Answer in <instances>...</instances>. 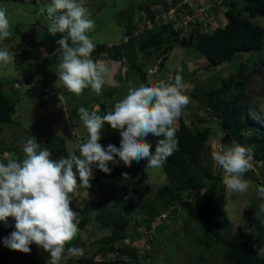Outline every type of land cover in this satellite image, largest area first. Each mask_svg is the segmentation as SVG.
<instances>
[{"label": "rangeland", "instance_id": "obj_1", "mask_svg": "<svg viewBox=\"0 0 264 264\" xmlns=\"http://www.w3.org/2000/svg\"><path fill=\"white\" fill-rule=\"evenodd\" d=\"M235 1L237 2L236 8L239 9L242 6V0ZM170 2L171 0H86L85 6L91 13V19L95 22L94 30L87 35L93 40L95 49H98L99 44L107 45V47L111 44L118 45L125 58V63L115 60L113 63L109 62L110 64L107 66L106 62L108 74L105 77V84L108 88L103 85L100 95L92 92L90 88H86L81 95L77 96L70 93L58 81L56 68L61 53L41 54L44 51L39 46V38L42 37L44 28L48 27L49 21L46 11L41 14L40 8L50 3V0H0V7L7 9L12 30L10 38L0 41V48H8L15 57L7 65L0 62V78L2 80L0 83L3 84L4 89L11 93L13 101L15 98L17 99L15 101V123L1 125L0 145L8 147L9 150L0 155V161L24 159L22 149L25 142L34 137L40 144L50 131L64 139L68 154L79 155V145L86 142L88 133L79 120L77 109L84 106L89 111L95 110L97 114H100L98 103H104L108 109H112L114 104L127 94L130 84H138L141 80L136 66L144 61L146 53L138 50L139 39L136 37L135 40L123 42L126 27L121 23V19L132 14V23L136 26L134 33H139L140 26H146L144 25L146 21H142L148 15L146 10L159 8L158 10L162 11L165 9L163 8L164 4L169 5ZM145 3L149 4L150 9L143 8L146 6ZM218 9L214 14L218 18L217 23L211 20L212 12L201 16L199 21L201 24L198 27L201 33H211L215 28L223 27L227 23V18L224 16L226 8L219 6ZM252 20L264 25V16ZM209 21L211 22L209 23ZM156 25L154 23L152 29L156 30ZM181 33L183 37L188 38L190 30L186 29ZM193 42L196 43V37ZM197 53L192 45L185 46L178 43L165 54V57L163 55L157 58L150 54L149 63L143 67L147 73L145 84H155V80L170 82V73L172 77L180 74L183 77V83L185 81V94L188 95L194 88L193 86L202 85L203 89L216 87L219 83L218 79L228 78L235 72L238 63L254 61V71L246 79L247 90L243 103L246 120L259 127L261 134L264 133V50L258 54H249V52L233 54L234 56L230 60L211 69L208 66L203 67L206 65V61L203 59L197 63L195 60V57L198 56ZM251 56L253 58H250ZM163 58L166 59L162 69L159 62ZM100 64L102 63L100 62ZM119 69L121 78H123V72L126 69L130 70L124 90L118 87L121 84L115 78ZM151 69H153L152 72H150ZM165 71H169V74ZM12 79L18 80L12 84L13 88H16L13 90H11L10 84ZM106 88L112 93L111 95H105ZM41 91L49 92V95L41 96ZM228 94L229 91L226 92V97ZM199 114L203 120L201 125L206 123L216 126L217 120L213 119L214 117L205 109H200ZM181 115L187 123L194 119L187 108ZM177 125L178 119L175 126ZM247 134L251 133L247 132ZM219 137L221 135L210 140V152L203 157L202 164L207 165L213 162L212 166H215L213 153L222 149ZM257 142L256 139L241 145L249 148L252 152L258 144ZM258 145L262 146L263 144L259 143ZM50 159L58 160L52 154ZM146 165L147 162L142 160L139 163L133 161L130 167L123 164V174L127 173L128 176L121 177L120 187L111 190L110 198L104 201L102 198H98L96 193L79 184L77 173L78 185L75 191L70 193L72 198L70 206L74 211L82 212L87 216L88 221L83 228L78 227L76 238L71 241L73 247L84 249L82 256L68 258L71 264H76L75 258H83L93 252L99 245L98 242L110 234L111 229L102 224V206L118 213L121 210L119 207L121 204L127 205L123 212L130 220L129 226H134L130 230V234L137 236L136 240L129 243L137 249L139 255L134 264H212L221 260L223 244L206 248L195 242V238L203 234L201 225L196 222L194 205L191 208L187 205L192 200L175 208L173 206L165 209L161 215L154 218L149 229L146 227V223L143 221L150 218L152 209H160L159 203L153 207L151 201L157 188L166 182L161 167L146 168ZM252 165L251 170L255 173L257 180H247L249 182L247 192L233 194L226 187L224 188L223 209L231 220L229 230L232 232L249 229V214L252 210L260 212V205L264 202V199L260 198L257 193L258 186L264 185V158L254 162L252 160ZM222 182L224 183V179ZM101 201L102 204H100ZM133 204L135 210L128 212ZM176 210L178 212H175ZM8 219L9 225L0 222V252L22 253L21 264H26L29 253L11 250L3 244V238L15 230L11 226L15 223L14 219L11 217ZM134 220H138V223ZM262 222L264 225V216ZM163 224L165 226L161 228ZM186 226L195 232L189 235ZM67 247L66 245V249ZM30 248L38 264H47L49 256L43 253L39 246L33 243ZM127 258L126 255H123L124 260H128Z\"/></svg>", "mask_w": 264, "mask_h": 264}, {"label": "trees", "instance_id": "obj_2", "mask_svg": "<svg viewBox=\"0 0 264 264\" xmlns=\"http://www.w3.org/2000/svg\"><path fill=\"white\" fill-rule=\"evenodd\" d=\"M144 5L146 6H141L145 9H150L148 3ZM222 5L226 7L224 16L227 18V23L223 27L215 28L211 33H201L198 28L201 23L198 21L190 23L187 30H190V35L194 34L190 44L187 43L190 35L188 38L183 37L181 33L183 30H176L173 28V24L162 20L156 22V30H145L141 35L129 37L128 40H123V42L127 43L137 38L139 39L138 50L140 52L150 53L152 56L160 58L167 54L169 50H172L176 44H181L185 40V46L192 45L197 50L198 56L195 57L197 63L204 58L206 59V65L203 67L208 66L210 69L227 62L234 56L233 54L243 52L258 54L264 50V25H260L252 20L264 16V0H242V6L239 9L236 8L237 2L235 0H222ZM163 8L162 11H159V8L146 10L148 15L145 19L141 15L142 21L150 20L154 22L158 14L167 10L168 4L165 3ZM242 13H245V15H242ZM214 14L211 15V20L217 23L218 18ZM132 19V14L121 19V23L126 27L123 39L131 35L136 28L132 23ZM60 36L61 34H57L56 36L50 35L48 27H45L42 31V37L39 38V46L44 51L41 54H59V45L56 41ZM195 37L196 43L194 44L193 40H195ZM97 47L98 49H95L91 54L92 59L95 60L102 53H104L103 55L107 54L110 57L106 59L107 66L115 62V60L120 61L124 58L118 45L112 44L111 47H107V45L99 44ZM250 58H253V56ZM165 59L163 58L159 62L162 69L165 66ZM145 65L143 61L140 65L136 66L141 79L140 82L144 83L147 75L143 70ZM254 65V61L238 63L233 74L228 78L218 79L219 83L216 87L203 89L202 85L193 86L194 88L188 94L191 105L189 103L186 108L190 110L191 116L194 119L187 123L182 118V115L178 118V125L176 126V137L179 141L178 149L167 158L163 167H161L166 182L157 188L151 201L153 207H156V204L159 203L160 209L153 208L150 218L143 221L149 229L154 218L161 215L165 209L167 210L173 206L175 208L186 201L192 200L187 205L189 208L194 205L197 217L196 222H199V225H201V232L203 234L202 236H197L195 242L206 248L223 244L224 249L222 248L221 251V260L215 261L212 264H264V255L257 254L259 246H264V225L262 222L264 212L252 210L249 214V229L237 232L229 230L231 220L223 209L225 184L222 181L224 172L220 168L218 170L216 163L213 167L212 161L211 164H202L203 157L207 156L210 152V140L215 139L219 135H221L219 139L222 148L231 146L233 142L242 144L257 139V143H262L263 145L257 144L255 149H253L251 152L252 160L254 162L264 158V133L261 134L259 127L246 120L243 103L247 90L246 79L254 71ZM129 72L130 70L126 69L123 72V78H121L120 69L115 74V78L121 84L118 86L121 90L126 89ZM167 72L169 73V71H165V73ZM0 81H2L1 78ZM16 81L18 80L12 79V82H10L11 90L16 89L12 85ZM155 81V84L159 83V80ZM174 82L175 75L168 83ZM104 86L107 87L106 84ZM107 88L105 95H111L112 93ZM228 91L229 94L226 97L225 94ZM12 96L15 97V95ZM14 100L17 101L16 98ZM15 101H13L11 93L4 89L3 84L0 83V131L2 124L10 125L15 123ZM98 105L100 110L99 115H104L110 110L104 103H98ZM202 108L210 113L214 117L213 119L217 120L216 126L206 123L200 124L203 123L199 114ZM247 132L251 134L248 135ZM100 135L101 140L99 142L105 148L109 143L119 147L121 139L119 132L112 129L107 123L104 124ZM159 139L160 137L152 134H149L147 137V140L151 142V150L153 152ZM40 146L50 150L51 154L58 159L69 155L64 139L53 131H50L45 140L40 142ZM7 150H9L8 147L0 145V155ZM2 161L7 162L6 159ZM142 161L147 162V160L143 159ZM108 167L111 171L105 173L93 165L91 187H86V189L96 193L98 198H102V201L110 198L111 190L120 187V179L123 176L122 161L118 164L109 162ZM245 179L257 180L252 170L245 174ZM102 201L100 204H102ZM119 207L121 210L116 213L113 209L102 206V224L110 228L111 232L104 240L98 242L99 245L93 252L86 257L75 258L76 264H134L139 255L137 254V249L129 245V243L136 240L137 236L136 234H130V230L134 226H129L130 220L127 214L123 212L127 205L121 204ZM132 210H135L134 204L131 206V209H128V212ZM175 212H178V210ZM79 217L78 227L83 228L88 218L82 212H79ZM134 221L138 223V220ZM164 226L165 224L161 225V228ZM186 230L189 235L195 232V230L187 226ZM253 245L257 247L254 248ZM67 246L73 247L72 243ZM41 250L49 256L42 248ZM108 252H116V255L107 256ZM21 254L0 252V264H21ZM123 255H126L128 260H124ZM26 264H38L32 252L28 254ZM61 264H71V262L67 258L66 260H62Z\"/></svg>", "mask_w": 264, "mask_h": 264}, {"label": "clouds", "instance_id": "obj_3", "mask_svg": "<svg viewBox=\"0 0 264 264\" xmlns=\"http://www.w3.org/2000/svg\"><path fill=\"white\" fill-rule=\"evenodd\" d=\"M85 3L86 0H50L40 8L41 14L47 13L49 34H61L56 41L61 53L56 68L58 81L77 96L86 88L100 95L108 74L106 61L99 64L91 56L95 44L87 33L94 30L95 22ZM11 35L7 9L0 7V41ZM14 59L8 48H0V62L7 65ZM120 61L125 63V58ZM189 103L190 97L185 94L180 74L175 76L174 83L161 80L153 86L144 82L130 84L127 94L104 115L84 106L77 109L79 120L88 133L86 142L79 145V155L70 153L52 160L50 150L41 148L34 137L28 139L22 149L24 159L0 161V222L9 225V217L15 221L11 225L15 230L3 238L4 246L30 253V245L35 243L49 254L47 264H61L69 257L82 256L83 248L66 249L79 231V213L70 206V193L78 185L77 173L79 184L89 188L93 165L105 173L111 171L109 162L122 161L130 167L133 161L139 163L143 159L147 160L146 168L163 167L178 149L175 124ZM105 123L119 132V147L109 143L105 148L99 142ZM149 134L160 137L154 152L147 140ZM213 160L225 173L224 184L231 193L248 191L245 174L253 167L249 148L233 142L213 153ZM123 175L128 176L127 173ZM257 193L264 199V185L258 186ZM260 209L264 212V204ZM257 254L264 255V246H259ZM114 255L116 252L107 253V256Z\"/></svg>", "mask_w": 264, "mask_h": 264}, {"label": "built area", "instance_id": "obj_4", "mask_svg": "<svg viewBox=\"0 0 264 264\" xmlns=\"http://www.w3.org/2000/svg\"><path fill=\"white\" fill-rule=\"evenodd\" d=\"M217 6H220V8H226L225 6L223 7L222 0H174L172 3H169L167 10H164L155 17L154 22L148 20L144 23L146 26H140V24L139 33L133 32L123 40L126 41L129 37L141 35L145 30L152 29L154 23L156 24L158 20L173 24L176 30H186L190 23L199 22L201 20V16L208 15L209 12H217V10H219L218 8H215ZM103 54L104 53H102L100 57L94 61L99 64L100 62L104 64L107 56ZM150 72H152V70H150ZM169 76L172 80L173 77L171 73Z\"/></svg>", "mask_w": 264, "mask_h": 264}, {"label": "water", "instance_id": "obj_5", "mask_svg": "<svg viewBox=\"0 0 264 264\" xmlns=\"http://www.w3.org/2000/svg\"><path fill=\"white\" fill-rule=\"evenodd\" d=\"M193 36H194L193 33L189 36V39H188V42H187L188 44H190L192 42ZM181 44L184 45L185 44V40H183L181 42ZM149 59H150V53H146L145 60H144L145 64H148L149 63ZM40 95L41 96H43V95H49V92H43V91H41L40 92ZM43 101H44V98H43ZM218 170H219V168H218Z\"/></svg>", "mask_w": 264, "mask_h": 264}, {"label": "crops", "instance_id": "obj_6", "mask_svg": "<svg viewBox=\"0 0 264 264\" xmlns=\"http://www.w3.org/2000/svg\"><path fill=\"white\" fill-rule=\"evenodd\" d=\"M204 61H206V59L202 58ZM202 59L200 61H202ZM188 70V69H187Z\"/></svg>", "mask_w": 264, "mask_h": 264}]
</instances>
